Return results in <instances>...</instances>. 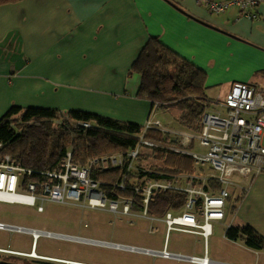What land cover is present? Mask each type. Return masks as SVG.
<instances>
[{
	"label": "crops",
	"instance_id": "crops-1",
	"mask_svg": "<svg viewBox=\"0 0 264 264\" xmlns=\"http://www.w3.org/2000/svg\"><path fill=\"white\" fill-rule=\"evenodd\" d=\"M202 1L21 0L1 5L0 120L17 106L62 114L82 111L143 126L158 108L138 97L141 78L130 69L150 38H157L202 70L206 94L216 90V97L222 96L234 83H264V2L252 10L256 17L249 19L236 7L214 15ZM186 133L193 134L183 131L175 135ZM193 146L195 143L190 148ZM203 172L210 170L206 167L201 173L186 175V184L189 176L195 175L208 186L211 172L205 176ZM227 189L224 218L212 223L206 242L190 234L189 244L178 239L171 243V232L166 230L163 241L149 250L206 257L209 264H264V249H251L242 240L225 237L228 227L240 230L249 226L264 238V173L236 176ZM199 241L202 249L193 244ZM33 243L32 239L28 251L0 247V260L91 264L49 255L43 249L38 253V240L35 248ZM32 252L35 256H30ZM150 257L154 263L193 264Z\"/></svg>",
	"mask_w": 264,
	"mask_h": 264
},
{
	"label": "trees",
	"instance_id": "trees-1",
	"mask_svg": "<svg viewBox=\"0 0 264 264\" xmlns=\"http://www.w3.org/2000/svg\"><path fill=\"white\" fill-rule=\"evenodd\" d=\"M21 0H0V6ZM130 72L137 73L141 80L138 97L161 110L175 108L176 122L193 134L200 130L202 114L211 107L212 99L206 94V74L188 60L164 46L157 38H150L132 63ZM80 124H87L83 127ZM149 141L160 165L151 170L129 169L125 157L140 146V139ZM0 143L21 167L37 172H54L63 168L66 154L71 163L84 167L94 159L121 156L123 165L95 169L92 179L107 200H130L131 209L142 212L141 190L148 181L170 182L180 175L195 173L193 159L176 153L182 148L180 141L171 140L167 132L156 129L144 131L142 125L122 122L82 111L62 114L56 110L33 107H11L0 120ZM145 159L140 153L136 160ZM35 180V175L25 177L24 182ZM213 189L219 184L212 177L207 182ZM121 186L123 188H121ZM186 196L174 190L155 191L147 205V215L162 219L166 213L182 211ZM225 237L231 241L242 240L248 248L264 249V238L252 228L240 230L228 227ZM0 264H52L49 262L0 260Z\"/></svg>",
	"mask_w": 264,
	"mask_h": 264
},
{
	"label": "built area",
	"instance_id": "built-area-1",
	"mask_svg": "<svg viewBox=\"0 0 264 264\" xmlns=\"http://www.w3.org/2000/svg\"><path fill=\"white\" fill-rule=\"evenodd\" d=\"M264 0H203L202 5L212 14L219 15L231 7H236L249 19L256 16L252 10ZM213 109L206 110L200 120L197 134H181L182 148L176 153L187 155L195 164L206 166L210 177L216 180L218 189L205 186L195 175L188 178L185 187L170 182L148 181L141 190L143 210L141 217L147 218V205L155 191H179L185 194L184 209L174 215L168 212L161 219L167 233L171 231L194 234L206 242L211 235L212 223L224 218L228 187L233 185L234 177H255L264 173V83L250 85L234 83L222 96L212 100ZM154 115L143 125L144 131L156 129L165 132ZM88 127L87 124H80ZM195 143L198 151L190 148ZM154 144L140 139V146L125 157L131 163L136 160L143 146ZM4 144L0 143V202L36 206V211L43 212L45 202L75 205L79 208H104L106 197L92 179L91 171L123 165L121 156L102 157L80 167L71 163V155L65 156L63 168L54 172H37L21 167L8 154L4 153ZM35 175V180L24 182L25 177ZM121 188H123L121 186ZM109 210L117 212L119 200H108ZM122 213L129 214L132 202L124 200ZM152 221L156 219L150 218ZM0 230L30 234L33 240L39 236L76 240L102 245L105 243L53 234L48 231L25 228L0 223ZM111 247L120 248L119 245ZM131 251L159 256L163 259L186 260L193 264H209L206 257H183L167 252L128 247ZM30 256H35L32 252Z\"/></svg>",
	"mask_w": 264,
	"mask_h": 264
},
{
	"label": "rangeland",
	"instance_id": "rangeland-1",
	"mask_svg": "<svg viewBox=\"0 0 264 264\" xmlns=\"http://www.w3.org/2000/svg\"><path fill=\"white\" fill-rule=\"evenodd\" d=\"M216 93V90H212L207 95L212 100H215L217 98ZM54 104L57 105V102H54ZM209 109H213V106ZM155 111L153 119L158 120L161 127L172 131L168 132L171 140L181 141V135H175V132H191L178 125L176 122L178 111L175 108H171L168 111L158 108ZM191 149L199 150L197 145L191 147ZM140 153L145 159L141 160L140 164L137 161L131 163V169L134 171L140 168L144 171L151 170L150 167L161 164L160 160L154 158L152 150L141 148ZM192 168L195 173H201L206 170V166L202 167L197 164H193ZM208 174L210 172H203V176ZM185 176L180 175L175 184L185 187ZM124 205V199H120L117 212H112L108 208V200L104 208L84 209L73 205L45 202L43 204V212L39 213L36 211L37 205L28 206L0 202V222L36 230L51 231L53 234L77 237L108 245L141 249H152L153 244L157 245L158 242L161 243L163 241L166 231L165 224L149 220L153 218L150 216H147L149 219L143 216L138 217L137 215H141V212H136L133 209L129 210V214H123L122 206ZM180 212L181 210L173 211L172 213L178 215ZM191 238H193V235L187 233L177 231H171L170 233L171 243L178 239L177 242L189 244L190 241L188 239ZM32 239L33 237L30 234L0 230V247L9 246L12 249L28 251ZM37 240L39 244L38 253L43 249L49 255L91 264H189L177 261H156L154 263L153 257L137 251L55 237L39 236L33 243L34 248ZM197 242L193 244L197 245V248L201 247L202 249V242Z\"/></svg>",
	"mask_w": 264,
	"mask_h": 264
},
{
	"label": "water",
	"instance_id": "water-1",
	"mask_svg": "<svg viewBox=\"0 0 264 264\" xmlns=\"http://www.w3.org/2000/svg\"><path fill=\"white\" fill-rule=\"evenodd\" d=\"M102 245L111 246L110 244H109V245H108V244H102ZM120 248H123V249H130V248H128V247H124V246H120Z\"/></svg>",
	"mask_w": 264,
	"mask_h": 264
}]
</instances>
